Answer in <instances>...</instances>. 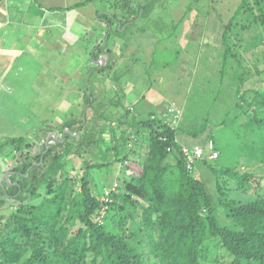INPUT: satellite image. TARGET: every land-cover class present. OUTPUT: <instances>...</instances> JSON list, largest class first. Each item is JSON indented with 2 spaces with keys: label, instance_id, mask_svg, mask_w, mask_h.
I'll return each mask as SVG.
<instances>
[{
  "label": "trees",
  "instance_id": "16d2710c",
  "mask_svg": "<svg viewBox=\"0 0 264 264\" xmlns=\"http://www.w3.org/2000/svg\"><path fill=\"white\" fill-rule=\"evenodd\" d=\"M97 1L104 27L96 40L86 36L96 63L81 78L84 93L62 121L49 118L31 134L0 141L12 169L0 176V264H264V174L257 172H264V85L244 88L264 75V0H242L225 21L221 74L208 78L220 88L190 128L184 110L179 118L177 109L165 114L149 103L153 85L128 101L125 73L115 69L113 38L141 13L152 17L159 0H115L110 10ZM241 48L254 53L251 67ZM180 132L198 142L187 144ZM210 141L219 152L213 159ZM196 144L204 157L189 168L183 147ZM115 164L125 172L106 200L108 187L92 173Z\"/></svg>",
  "mask_w": 264,
  "mask_h": 264
},
{
  "label": "rangeland",
  "instance_id": "374dc122",
  "mask_svg": "<svg viewBox=\"0 0 264 264\" xmlns=\"http://www.w3.org/2000/svg\"><path fill=\"white\" fill-rule=\"evenodd\" d=\"M83 1L85 0H6L0 4V133L2 135L11 132H15L16 136L28 135L50 119L56 118L57 121H62L68 107L71 106L70 101L84 93L85 88L79 91L77 87H81L82 73H87L89 69L87 64H91V54H89L91 43L84 44V40L81 42L76 40L77 43L71 44L70 41L72 42L73 38L81 40L79 35L87 31L92 37V20H89L90 24L77 21L78 15L83 11L89 12L88 15L92 17L94 10L92 1L80 8L61 10L57 14L58 22L62 23L61 27L57 28L58 30L50 28L43 34L46 46L43 44L36 46L29 39H32L37 32L36 28L30 29L31 24L37 26L36 23H40L42 18L43 21L46 19L47 23H54L53 17L56 14L47 13L46 8H65ZM104 1L105 7L110 10L109 6L112 5L113 0ZM241 1L197 0L193 2L194 7L185 19L177 22L175 32L181 41H178L180 46L176 47V52L160 53L161 56H156V60L150 62L145 60L146 56L137 57L140 58L136 61L137 66H133V70L129 69L130 79L124 77L121 81L124 85L128 84L126 87H130L133 82L132 77L142 70L143 72L148 70L149 73L152 71L149 86H153L148 94L149 103L154 101L159 104L165 114L167 111L177 109L179 118L184 110L185 125L190 128L204 115L199 113V108L202 111L205 108L209 109L214 97H217L216 90L220 88L219 83L216 80L210 86L208 78L219 77L221 74V62L217 55L223 48L224 24L236 11ZM188 3L189 0H177V3L172 2L171 5L179 11ZM32 11L39 12V15L30 16L24 20V15ZM177 14L178 12L175 14L176 19ZM48 15L51 16L50 19L47 18ZM39 17L41 20H38ZM187 29L190 30L187 31ZM137 31L132 29L129 37L141 35ZM184 31L186 36L182 39L180 35ZM255 32L254 29L245 30L244 36L248 38ZM58 37L65 39L63 43L54 42ZM136 39H141L139 43L141 46L145 44L142 36H137ZM14 40L16 43H12ZM28 44L33 46L30 47ZM162 44L173 47V43L170 42H162ZM198 45L201 51L196 49ZM181 46L185 48V51ZM261 49H264V46ZM241 52L243 61L247 60L246 65L251 67L254 53L248 52V54L245 51L243 53V48ZM126 58L133 60L134 55L129 52ZM225 80L227 81L228 78ZM106 81L113 84V80ZM261 83L264 85V75L254 74L247 80L244 88H252ZM103 89L109 92L110 87H103ZM135 90L134 87L128 94L129 100L135 98L133 95ZM224 91L226 93L232 90L227 85ZM222 99V97L219 98L218 104L224 103ZM216 114H213L215 120L216 116L221 115ZM189 115L198 117L191 122ZM179 139L185 140L190 145L198 142L195 137L181 132ZM4 161H7V158ZM120 169L121 165L117 164L102 167L94 170L92 177L97 180L101 188L111 187L116 176H121L125 172ZM257 172L264 174L261 171ZM210 187L213 190L214 184H210Z\"/></svg>",
  "mask_w": 264,
  "mask_h": 264
},
{
  "label": "crops",
  "instance_id": "0c3cea01",
  "mask_svg": "<svg viewBox=\"0 0 264 264\" xmlns=\"http://www.w3.org/2000/svg\"><path fill=\"white\" fill-rule=\"evenodd\" d=\"M115 1V0H113ZM172 2H176L177 0H159V3L157 4L154 12H153V16L146 18L143 17L141 14L140 16L134 21L132 22L131 25H129V30L127 31V33H125L124 35H120V36H116L114 39V42L116 44V48L114 49V61H117V66L115 67V69H123L122 71H124L125 75V79H130V77H128L129 69L133 70V66H137L136 61H139L140 58H137L139 56H146L144 57L146 61H154L156 60V56H161L160 53L163 54H170V52H176V47L179 45L178 41H181V39L179 38V35L175 32L176 26L175 24L180 20V18L182 17V15L185 13V5L183 7V9H179L176 10V7L173 8V6L171 5ZM94 10L92 12V17L88 15V13L86 11L80 12L82 14L78 15L77 21L79 22H85L86 24H90L89 20H92V41L96 40V36L98 35V32L100 29H102L104 27V25L100 22L101 20L98 18L97 16V12L98 9L100 8V6H102V3L100 5L99 1L93 0L92 1ZM42 6V4H41ZM105 6V5H104ZM50 8V7H49ZM48 9V8H46ZM183 10V11H182ZM61 10H54L49 11L53 14H56V16L54 15V23L51 22H45L46 19L43 18L41 20L40 16L38 20H41V22H37V26L36 25H30V29L32 28H36L37 32L36 34H34V37L31 39L32 43H35L36 46H38L39 44H43L44 46H46V42L44 40L43 34L44 32H47L48 29L50 28H55L56 30H58L61 27L62 23H59L57 20V14L60 13ZM182 11V12H181ZM142 12V10H141ZM178 12L181 14H177L175 18V14ZM95 14V15H94ZM39 15V12H29L27 14L24 15V20H27V17H35ZM159 16H162L163 19L159 18ZM38 18V17H36ZM47 18H51V16H47ZM154 19V21H153ZM23 20V21H24ZM52 21V22H53ZM56 23V24H55ZM65 27V25H64ZM86 27V25L84 26V28ZM58 28V29H57ZM66 28V27H65ZM190 28V27H188ZM125 29V27L123 28V30ZM132 29H137L138 33H140L141 35H133V37H129L130 34H132ZM86 30V29H85ZM98 30V31H97ZM190 29H187V31ZM134 33V32H133ZM186 32L184 31L180 37H182V39L184 38V36H186L185 34ZM89 34V31L87 32H82V34H80L79 36L82 38L80 40V38H73L72 42L70 41L71 44L73 43H77L76 40H79L80 42L82 40H84V44L89 43L88 41H91L90 39L86 38V36ZM137 36H142L143 41L145 42V44L143 46H141L139 43L141 42V39H136ZM89 37V38H90ZM18 40V39H17ZM60 40V41H59ZM65 39L64 38H56V40L54 41L55 43H63ZM185 40V39H184ZM59 41V42H57ZM118 41H122V42H118ZM183 41V40H182ZM162 42H170L173 43V47L171 46H165L162 44ZM12 43H16V41L14 40ZM54 43V44H55ZM92 43V42H91ZM94 43H92L93 45ZM30 47L33 46L31 44H28ZM121 46H123V49L121 48ZM180 46V45H179ZM57 47V46H56ZM182 50L185 51V48L182 47ZM125 50V51H124ZM58 51H61L58 49ZM62 52V51H61ZM129 52L134 55V59L130 60L127 59L126 57L128 56ZM165 52V53H164ZM107 57L108 55H104L103 59H101V65L105 64V62H107ZM89 58V57H88ZM88 60V59H87ZM91 64L94 65V61L90 60ZM90 64V65H91ZM89 65V64H87ZM126 65V66H125ZM129 66V67H128ZM167 67V66H166ZM146 71V70H145ZM106 75V71L103 72ZM85 73H82V75ZM81 78V77H80ZM149 78H151V76L146 75L143 70L138 73L136 76L132 77V83L130 87H126L128 84L125 85V87L127 88V93L129 94L133 88L135 87V93H133V95H135V98L130 99L133 102H136L140 99V97L143 94H146V92H149L148 90V86L149 84ZM77 89L80 88L77 87ZM78 91V92H79ZM77 92V91H76ZM80 93H78L79 95ZM79 98V97H78ZM77 99V98H76ZM76 99L71 100L70 105L73 103V101H75ZM128 99V101H130ZM151 103H154V101H152ZM69 108V107H68ZM0 136H2V138H0V141L4 138L7 137H15L16 134L15 132H11V133H6V135H2L0 133ZM1 159H0V176H2L3 174L6 175L7 173L11 174V170L10 169V163H8L7 161H4L2 154L0 153ZM0 179H2V177H0ZM1 183V181H0Z\"/></svg>",
  "mask_w": 264,
  "mask_h": 264
},
{
  "label": "built area",
  "instance_id": "2783aa9c",
  "mask_svg": "<svg viewBox=\"0 0 264 264\" xmlns=\"http://www.w3.org/2000/svg\"><path fill=\"white\" fill-rule=\"evenodd\" d=\"M177 112H178V110H177ZM177 112H176V114H178ZM208 148L210 150L209 155H208V157L210 159H213V158L218 157L219 152L218 151H214V142L213 141H210L208 143ZM183 152H184V154L187 157V163H188V167L189 168L192 167L193 162L196 159H201V158L204 157V150H203V148L199 144H196L193 147L184 146L183 147ZM115 187H116V185H114V187L112 189H115ZM110 190L111 189H107L105 191L104 198H106V200H108L107 197H108V195L110 193Z\"/></svg>",
  "mask_w": 264,
  "mask_h": 264
},
{
  "label": "clouds",
  "instance_id": "9594fccd",
  "mask_svg": "<svg viewBox=\"0 0 264 264\" xmlns=\"http://www.w3.org/2000/svg\"><path fill=\"white\" fill-rule=\"evenodd\" d=\"M7 174H8V173H7ZM7 174H6V175H7ZM113 187H114V185H112L111 187H108V188H109V189H112ZM106 190H107V189H106ZM104 194H105V193H104Z\"/></svg>",
  "mask_w": 264,
  "mask_h": 264
}]
</instances>
